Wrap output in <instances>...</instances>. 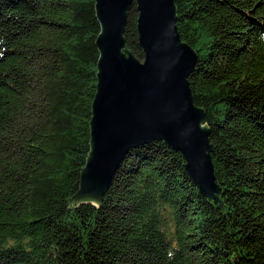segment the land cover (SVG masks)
Returning <instances> with one entry per match:
<instances>
[{
	"label": "trees",
	"instance_id": "16d2710c",
	"mask_svg": "<svg viewBox=\"0 0 264 264\" xmlns=\"http://www.w3.org/2000/svg\"><path fill=\"white\" fill-rule=\"evenodd\" d=\"M220 192L162 141L79 205L100 32L94 0H0V264H264V0H175ZM137 10L125 47L139 61ZM126 51V50H125Z\"/></svg>",
	"mask_w": 264,
	"mask_h": 264
},
{
	"label": "water",
	"instance_id": "95a60500",
	"mask_svg": "<svg viewBox=\"0 0 264 264\" xmlns=\"http://www.w3.org/2000/svg\"><path fill=\"white\" fill-rule=\"evenodd\" d=\"M133 4L142 61L125 47ZM94 10L100 26L97 83L90 153L80 170L75 209L84 204L99 209L127 153L154 141L179 152L200 193L222 208L208 126L202 127L204 113L193 103L188 80L198 57L178 33L175 0H94Z\"/></svg>",
	"mask_w": 264,
	"mask_h": 264
}]
</instances>
